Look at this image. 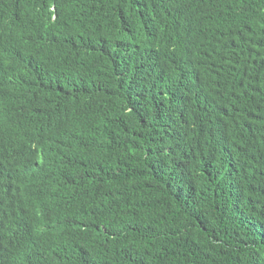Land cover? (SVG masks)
Wrapping results in <instances>:
<instances>
[{
    "label": "trees",
    "instance_id": "1",
    "mask_svg": "<svg viewBox=\"0 0 264 264\" xmlns=\"http://www.w3.org/2000/svg\"><path fill=\"white\" fill-rule=\"evenodd\" d=\"M0 264H264V0H0Z\"/></svg>",
    "mask_w": 264,
    "mask_h": 264
}]
</instances>
